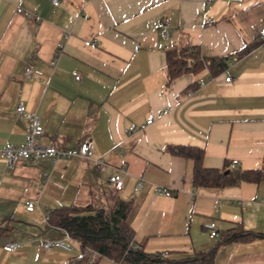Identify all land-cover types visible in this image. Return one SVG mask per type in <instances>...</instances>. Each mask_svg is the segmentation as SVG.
Listing matches in <instances>:
<instances>
[{"label":"crops","instance_id":"0c3cea01","mask_svg":"<svg viewBox=\"0 0 264 264\" xmlns=\"http://www.w3.org/2000/svg\"><path fill=\"white\" fill-rule=\"evenodd\" d=\"M17 6L30 16L16 12ZM161 20L169 23L166 35L153 27ZM263 29L264 0H61L58 6L0 0V264L78 259L75 240L70 250L40 247V238L62 233L45 215L69 204L110 206L117 198L132 201L127 222L133 244L148 252L182 255L210 247L218 236H208V220L218 232L241 226L264 233ZM183 47L199 57H228L226 69L203 67L168 81L165 52ZM28 63L38 71L31 77L24 74ZM18 102L38 114L41 144L68 148L87 137L107 166L98 172L80 157L9 166L2 147L21 143L28 129L26 114L15 111ZM175 145L201 147L205 167L237 177L258 169L261 178L195 187L192 160L172 154ZM232 159L238 162L231 170ZM121 166L124 186L110 197L107 176ZM157 185L171 195L158 194ZM27 200L34 202L32 210L25 208ZM9 240L19 243L14 251L2 248ZM214 264H264V235L220 244Z\"/></svg>","mask_w":264,"mask_h":264},{"label":"trees","instance_id":"16d2710c","mask_svg":"<svg viewBox=\"0 0 264 264\" xmlns=\"http://www.w3.org/2000/svg\"><path fill=\"white\" fill-rule=\"evenodd\" d=\"M251 46L244 48L246 53ZM228 57H199L192 48L168 49L165 52L167 80L185 72H197L207 67L217 73L226 69ZM172 154L192 160V184L195 187H224L234 185L237 179L257 181L261 178L258 169L243 170L238 177L232 171L203 166V149L192 145L170 146ZM132 201L117 198L110 206L102 204H69L50 209L46 216L50 226L64 230L79 243L80 249L95 250L100 258H106L110 264H214L217 247L223 243L245 241L263 236L235 226L218 232L217 240L206 249L193 251L191 254L173 256L171 253L148 252L142 245L133 244L134 230L127 222ZM76 264L88 263L85 256L68 260ZM97 264V263H94Z\"/></svg>","mask_w":264,"mask_h":264},{"label":"built area","instance_id":"2783aa9c","mask_svg":"<svg viewBox=\"0 0 264 264\" xmlns=\"http://www.w3.org/2000/svg\"><path fill=\"white\" fill-rule=\"evenodd\" d=\"M214 0H207V2H212ZM225 2H236L240 0H223ZM49 2L53 6L60 5L61 0H49ZM16 12L21 13L25 17L30 16V12L28 10L23 9L20 6L16 7ZM36 20L39 19L38 16L34 17ZM155 29L160 30L164 35L168 33L169 23L166 20H161L153 24ZM261 41L264 43V29L260 35ZM84 45L89 47H94L95 43L90 40H85ZM59 46V45H58ZM60 52V47L56 48V53L49 60V64L52 67H55L58 55ZM38 73V71L32 66V64L28 63L24 68V74L27 77H31L33 74ZM74 79H80V74L76 71L72 72ZM231 77L229 75L225 76V80L229 81ZM199 85L203 84V81H197ZM15 111L17 114H26L28 119V129L25 135V139L19 143H7L2 149L1 153L5 158L6 163L11 166L14 161L17 160H25L31 164H37L42 158H48L55 163L57 160L61 158H69V157H80L85 160L92 161L95 169L98 172L103 171V169L107 166L106 163L99 157H95L93 155L92 142L89 138L85 137L81 139L76 146L68 147V148H59L54 144H41L40 136L42 134V125L40 122V118L36 112H27L25 106L22 102H18L15 105ZM153 120L152 115L149 116L146 121L140 124L139 129H144L148 124H150ZM237 159H232L229 164V169H233L237 164ZM127 170L124 166H121L117 169V172L112 173L107 176L108 182V192L107 195L110 197L116 196V194L123 188L124 179L126 177ZM143 184V179L139 178L136 182V187L140 188ZM156 192L158 194H163L166 196L171 195V190L163 187L161 185L156 186ZM25 208L27 210H32L34 208V202L32 200H27L25 202ZM45 219L47 220V216L45 215ZM204 227L208 232V236L211 239H214L218 236V225L214 220H208L204 222ZM70 242H74V239L70 236V234L64 230L59 237L54 238H40V247L43 250H50L53 248H61L65 250H70L71 245ZM19 243L15 240H9L2 248L5 251H14L18 248ZM80 246V245H79ZM135 247H138V244H134ZM81 250V249H80ZM166 254L165 251L161 252ZM85 256L88 263L94 264L100 260L99 254L93 249H84L81 250V255ZM67 264H76L74 261H70Z\"/></svg>","mask_w":264,"mask_h":264},{"label":"rangeland","instance_id":"374dc122","mask_svg":"<svg viewBox=\"0 0 264 264\" xmlns=\"http://www.w3.org/2000/svg\"><path fill=\"white\" fill-rule=\"evenodd\" d=\"M173 254V256H181V255H178V254H176V253H172ZM98 264H108V259H106V258H100V260L98 261Z\"/></svg>","mask_w":264,"mask_h":264}]
</instances>
